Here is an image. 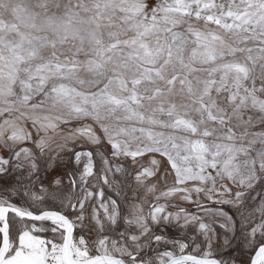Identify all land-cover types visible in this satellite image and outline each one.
Instances as JSON below:
<instances>
[{"label": "snow or ice", "instance_id": "6c2138e0", "mask_svg": "<svg viewBox=\"0 0 264 264\" xmlns=\"http://www.w3.org/2000/svg\"><path fill=\"white\" fill-rule=\"evenodd\" d=\"M0 264H264V0H0Z\"/></svg>", "mask_w": 264, "mask_h": 264}]
</instances>
